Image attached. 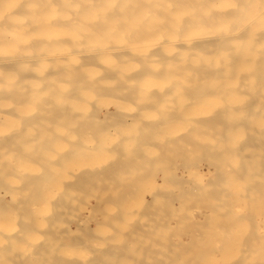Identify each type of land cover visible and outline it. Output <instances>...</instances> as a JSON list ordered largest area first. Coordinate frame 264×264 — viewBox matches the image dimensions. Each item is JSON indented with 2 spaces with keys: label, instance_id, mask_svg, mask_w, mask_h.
Listing matches in <instances>:
<instances>
[{
  "label": "clouds",
  "instance_id": "9594fccd",
  "mask_svg": "<svg viewBox=\"0 0 264 264\" xmlns=\"http://www.w3.org/2000/svg\"><path fill=\"white\" fill-rule=\"evenodd\" d=\"M0 264H264V0H0Z\"/></svg>",
  "mask_w": 264,
  "mask_h": 264
}]
</instances>
